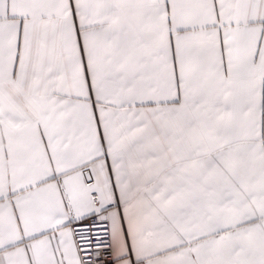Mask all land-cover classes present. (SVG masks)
I'll list each match as a JSON object with an SVG mask.
<instances>
[{
	"label": "snow or ice",
	"instance_id": "obj_1",
	"mask_svg": "<svg viewBox=\"0 0 264 264\" xmlns=\"http://www.w3.org/2000/svg\"><path fill=\"white\" fill-rule=\"evenodd\" d=\"M0 264H264V0H0Z\"/></svg>",
	"mask_w": 264,
	"mask_h": 264
}]
</instances>
